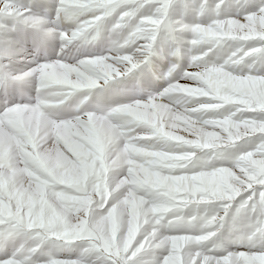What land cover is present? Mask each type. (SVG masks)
I'll return each mask as SVG.
<instances>
[{
  "label": "snow or ice",
  "instance_id": "snow-or-ice-1",
  "mask_svg": "<svg viewBox=\"0 0 264 264\" xmlns=\"http://www.w3.org/2000/svg\"><path fill=\"white\" fill-rule=\"evenodd\" d=\"M0 264H264V0H0Z\"/></svg>",
  "mask_w": 264,
  "mask_h": 264
}]
</instances>
